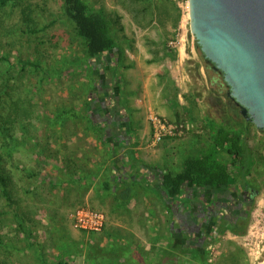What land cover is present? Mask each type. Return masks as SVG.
Wrapping results in <instances>:
<instances>
[{
  "label": "rangeland",
  "instance_id": "rangeland-1",
  "mask_svg": "<svg viewBox=\"0 0 264 264\" xmlns=\"http://www.w3.org/2000/svg\"><path fill=\"white\" fill-rule=\"evenodd\" d=\"M84 1L91 12L110 20L114 38L124 39L126 35L119 32V26L125 16L139 15L141 9L148 12L159 0ZM173 2L180 13L177 35H183L185 40L186 54L191 57L188 59L191 74L207 102V117L242 129L237 125L242 119L229 111L216 85L208 86L206 72L209 89L202 88L206 85L197 72V62L203 61L197 48L195 54L191 53L195 39L189 23L182 21L181 8ZM84 56L83 39L76 35L73 23L65 16L62 0H11L0 5V87L7 92L4 95L7 107L17 102L25 108L21 124H16L13 131L11 156L4 158L5 168L13 176L15 203L0 199V210L4 212L0 215V223L3 222L0 234L13 239L14 248H57L65 243L67 246L63 248L84 246L81 248L85 249L86 264H213L212 249L194 248L195 252L182 244L171 248L174 243L170 238L165 248H141L140 245L130 248L127 243V246L120 245L122 239L130 241L122 230L114 244H103L98 234L104 228L85 231L74 225L71 214L76 208L101 211L111 218L129 212L126 206H116L113 194L103 189L107 174L96 171V158L106 162L108 152L101 145L102 153L96 156L99 134L93 132L82 115L88 102L87 89L92 84ZM224 89L225 92L227 87ZM22 127L27 130L22 131ZM248 128L247 143L254 156L246 177L260 189L258 196L264 191V130L252 123ZM220 154L223 160H229L227 154ZM46 172L56 175L58 172L54 186H50ZM137 209L144 212L140 204ZM68 224L76 230L77 238L67 235ZM22 230L30 233L28 238H24Z\"/></svg>",
  "mask_w": 264,
  "mask_h": 264
},
{
  "label": "crops",
  "instance_id": "crops-1",
  "mask_svg": "<svg viewBox=\"0 0 264 264\" xmlns=\"http://www.w3.org/2000/svg\"><path fill=\"white\" fill-rule=\"evenodd\" d=\"M142 12L141 9L139 15L134 16L131 13L125 16L122 26H119V32L126 35L124 39L114 38L110 28L116 44L115 50L119 54L111 53L108 56L117 58V61L113 63L110 57L104 56L103 61L102 58L99 59L96 65V95L103 92L106 97L113 96L123 105L126 114L123 130L115 135V153L109 145L102 142L99 134L96 156L102 151V145L105 152H108V159L102 163L96 158V171L101 170L103 174H107L106 180L114 181V186L119 171L122 173L119 179L121 182L117 185L127 181L126 185L132 184L133 187L132 196L123 205L117 203L114 191H110L115 205L126 206L129 212L116 214L112 218L107 213L104 230L98 235H101L103 244H114L113 241L118 240L122 230L127 233L125 237L130 241L122 239L120 245L129 244L130 248H137L139 245L141 248H165L170 238L174 243L171 248H178L182 244L186 248L212 249L213 264H249L237 238L239 235L230 231L218 234V239L206 241L207 237L204 238V235L208 233V227L206 229L203 226V230L198 229L196 232L202 238L183 240L180 234L182 222L171 221L162 197L150 189L146 182L138 180L141 176V163L178 173L186 159L198 156L206 150L215 151L210 129V121L214 120L207 117V102L204 101V95L201 96L202 90L191 74V64H188L191 57L186 54L183 35H177L180 17L178 7L173 0H159L154 2L148 12ZM192 48L190 51L194 53L195 42H192ZM106 59L109 63L104 61ZM192 59H195V55ZM197 64V72L206 85H202V88L209 89L211 83L205 77L204 62ZM99 75L104 78L103 87ZM87 97L89 101V96ZM151 114L178 125L180 131L166 134L160 141H155L148 120ZM124 129L131 134H124ZM198 192L201 196L205 194L208 199L211 198L212 193L208 191ZM139 204L144 212L138 211ZM65 229L68 236L78 237L71 225L68 224ZM62 235L67 239L65 232ZM93 237L95 240L96 234ZM64 245L67 246L65 243L57 248H12L9 264H86L85 249L81 248L84 246L63 248Z\"/></svg>",
  "mask_w": 264,
  "mask_h": 264
},
{
  "label": "trees",
  "instance_id": "trees-1",
  "mask_svg": "<svg viewBox=\"0 0 264 264\" xmlns=\"http://www.w3.org/2000/svg\"><path fill=\"white\" fill-rule=\"evenodd\" d=\"M9 1L11 0H0V5H5ZM62 8L65 16L73 23L76 35L83 39L85 63L92 82L87 89L89 101L82 115L89 121L93 132L100 134L102 142L109 145L115 153L113 147L115 135L123 130L126 114L123 105L113 96L106 97L103 92L96 95V65L99 59L102 58L103 61L104 56L110 57L108 54H119L118 50H115L116 44L110 32V20L103 14L91 12L84 0H62ZM195 45L204 62L210 83L216 85V91L225 97L229 111L242 119V122H237L242 129L234 128L231 123L218 125L210 121L215 151L206 150L198 156L186 159L178 173L141 163L139 167L141 176L138 180L146 182L150 189L162 197L171 221L182 222L179 225L183 240L202 238L196 232L198 229L203 230L204 226L206 229L208 227V233L204 238L207 237L206 241H212L225 231L238 235L245 233L250 212L260 189L246 177L254 156L252 147L247 143L248 127L251 122L241 117L233 99L227 95L229 88L223 80L222 73L214 70L212 64L206 62L196 41ZM116 59L110 57L113 63L117 61ZM107 60L104 61L109 63ZM103 79L101 75L102 87ZM226 87L227 90L224 92ZM4 95H7V92L0 87V199L4 198L8 204H14L13 176L6 170L4 158L11 156L15 141L13 131L16 124H21L20 117L25 116V108L17 102L7 107ZM21 130L27 129L22 127ZM125 133L131 134L124 129ZM221 152L230 157L229 161L224 162L220 159ZM121 174L117 171V183L121 182L119 181ZM46 175L50 180V186H54L57 183L55 181L58 179V172L57 175L54 172H46ZM124 182L125 184L116 183V186L114 181L106 180L104 183V189L114 191L115 200L121 205L127 204L133 194L132 184L126 185L128 182ZM198 190L212 193L211 198L208 199L205 194L201 196ZM219 190L221 191L218 192ZM2 213L4 212L0 210V215ZM2 224L3 222L0 223V227ZM20 225V228L23 227L22 223ZM22 232L25 239L29 237V232L23 230ZM15 235L17 237V234ZM13 241L8 235L0 234V264H9L11 250L14 248Z\"/></svg>",
  "mask_w": 264,
  "mask_h": 264
},
{
  "label": "water",
  "instance_id": "water-1",
  "mask_svg": "<svg viewBox=\"0 0 264 264\" xmlns=\"http://www.w3.org/2000/svg\"><path fill=\"white\" fill-rule=\"evenodd\" d=\"M189 29L239 114L264 130V0H188Z\"/></svg>",
  "mask_w": 264,
  "mask_h": 264
},
{
  "label": "built area",
  "instance_id": "built-area-1",
  "mask_svg": "<svg viewBox=\"0 0 264 264\" xmlns=\"http://www.w3.org/2000/svg\"><path fill=\"white\" fill-rule=\"evenodd\" d=\"M182 10V21L189 23L188 0H175ZM149 120L154 132V140L160 141L166 134L180 131L179 126L151 114ZM71 218L74 225L85 231H101L106 224V215L89 208H76ZM249 264H264V191L254 201L247 229L237 236Z\"/></svg>",
  "mask_w": 264,
  "mask_h": 264
},
{
  "label": "flooded vegetation",
  "instance_id": "flooded-vegetation-1",
  "mask_svg": "<svg viewBox=\"0 0 264 264\" xmlns=\"http://www.w3.org/2000/svg\"><path fill=\"white\" fill-rule=\"evenodd\" d=\"M234 101V100H233ZM234 103H235V101H234ZM235 105H236V103H235ZM237 108H238V113H239V107L237 106Z\"/></svg>",
  "mask_w": 264,
  "mask_h": 264
}]
</instances>
